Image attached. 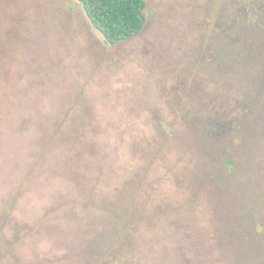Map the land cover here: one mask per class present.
<instances>
[{
    "label": "rangeland",
    "instance_id": "rangeland-1",
    "mask_svg": "<svg viewBox=\"0 0 264 264\" xmlns=\"http://www.w3.org/2000/svg\"><path fill=\"white\" fill-rule=\"evenodd\" d=\"M145 1L0 0V264H264V0Z\"/></svg>",
    "mask_w": 264,
    "mask_h": 264
},
{
    "label": "trees",
    "instance_id": "trees-1",
    "mask_svg": "<svg viewBox=\"0 0 264 264\" xmlns=\"http://www.w3.org/2000/svg\"><path fill=\"white\" fill-rule=\"evenodd\" d=\"M95 29L115 45L141 33L146 24L145 0H77Z\"/></svg>",
    "mask_w": 264,
    "mask_h": 264
}]
</instances>
